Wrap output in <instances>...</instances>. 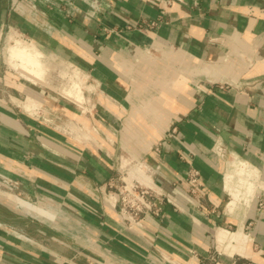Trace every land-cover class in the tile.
<instances>
[{
    "label": "crops",
    "instance_id": "crops-1",
    "mask_svg": "<svg viewBox=\"0 0 264 264\" xmlns=\"http://www.w3.org/2000/svg\"><path fill=\"white\" fill-rule=\"evenodd\" d=\"M2 13L3 27L41 26L81 91L0 70V179L16 185L0 195V264H264V0H11ZM126 168L166 195L134 229L117 207Z\"/></svg>",
    "mask_w": 264,
    "mask_h": 264
},
{
    "label": "rangeland",
    "instance_id": "rangeland-1",
    "mask_svg": "<svg viewBox=\"0 0 264 264\" xmlns=\"http://www.w3.org/2000/svg\"><path fill=\"white\" fill-rule=\"evenodd\" d=\"M10 1L11 0H0V17H1V14L3 15L2 8L5 6H9ZM16 20L18 21L17 18L15 19L12 17L11 23H7L4 27L2 26V23H1L3 21L0 20V70H1V72L7 73V74L9 73L11 75H16V76H21V77H24L26 79H32L33 81H36L35 79H33V76H38V75L44 76L45 78L50 75V76H53L56 80L63 81V82L64 81L65 82L70 81L69 83H71L72 80H75L74 83L75 82L77 83V84H75V88H73V90H70L69 92L68 91L67 92L70 95L75 94V96L79 99L80 95L78 94V91H81V88H79V85H81V83H79L78 79H80V78L78 76H75V73L72 72L71 70L70 71L67 70L65 63L59 61L58 58H56L54 56L48 55L46 53V51L45 52L43 51L44 48L41 47V43L45 39V38H43V37H45V36H43V33L45 32V30H43L41 28V26L40 27L39 26H35V27L30 26V27H28V31L21 30L22 27L20 25H18V22ZM18 42H20L21 45ZM16 44L18 45V49H17ZM23 44H25L24 46H26V45L30 46L32 44L31 46L36 47V49L38 51H40L42 54V56L41 57L38 56V58H41V59L43 58V59L40 60L37 57H35L33 60H31L33 57L30 56V57H32V58H30L25 49H24L25 50L24 52L22 51L23 49H21V47H24ZM13 50L15 52H13ZM20 53H21V55L24 54V57H22L20 55ZM11 54L12 55L15 54V55L12 57ZM26 56L30 59L26 58ZM24 58L26 60H22ZM35 59H36V61L37 60L38 61L36 62ZM39 60L41 61L40 63H39ZM24 62H26L25 63L26 65L25 64L23 65ZM29 62L33 65H31ZM39 64H41V65H39ZM23 66H24V68L22 69ZM25 66L28 69V71H25L26 74L24 73V69H26ZM39 66H41V67L43 66V67L41 68ZM30 68H32V69H30ZM33 69H35V70H33ZM36 71H37V73H35ZM28 73H29V75H28ZM30 74L33 75L32 78H31ZM78 83H79V85H78ZM13 101H16L18 103V101L16 99H14ZM28 101H30L31 103L37 102L35 99L30 98V97H29ZM124 166H128L131 169L135 165L131 164V166L130 165H124ZM126 171H128V168H126V170L124 171V175H125ZM0 184H1L0 195H4L5 193L10 194L14 191L13 189L15 188V186L13 184L9 183V184L4 185L1 182H0Z\"/></svg>",
    "mask_w": 264,
    "mask_h": 264
},
{
    "label": "built area",
    "instance_id": "built-area-1",
    "mask_svg": "<svg viewBox=\"0 0 264 264\" xmlns=\"http://www.w3.org/2000/svg\"><path fill=\"white\" fill-rule=\"evenodd\" d=\"M129 172L126 171L124 176H120L116 185L118 192V211L124 219L126 227L134 229L142 227L143 221L148 214L160 215L162 211V203L165 201L166 195L151 186L149 182L145 183L139 179H126L125 176ZM188 184L190 193L196 195L203 183L201 181L200 172L195 168H191L183 178ZM2 184H13L15 181L1 177ZM11 181V182H10Z\"/></svg>",
    "mask_w": 264,
    "mask_h": 264
},
{
    "label": "bare ground",
    "instance_id": "bare-ground-1",
    "mask_svg": "<svg viewBox=\"0 0 264 264\" xmlns=\"http://www.w3.org/2000/svg\"><path fill=\"white\" fill-rule=\"evenodd\" d=\"M19 44H20V42H18ZM22 43V42H21ZM17 45V44H16ZM21 45V44H20ZM25 44H23V46H24ZM32 45V44H31ZM29 46V45H26V46H24V47H21V49H23L22 51L24 52L25 50H26V52L28 53V55H29V57L30 56H32V57H30V58H32L31 60H33L35 57H37L38 58V56L39 57H41L42 56V54H41V52L40 51H38L37 49H36V47H32V46ZM12 49V48H11ZM17 49H18V45H17ZM25 49V50H24ZM20 50V49H19ZM12 51V50H11ZM13 52H15L14 50H13ZM11 53V52H10ZM19 53V52H18ZM22 53V52H21ZM21 53H20V55H21ZM26 54V53H25ZM12 55V54H11ZM15 55V54H14ZM14 55H12V57L14 56ZM18 55V54H17ZM22 57H24V54L23 55H21ZM20 56V57H21ZM26 58H28L27 56H26ZM30 58H28V59H30ZM36 58V59H37ZM36 59H35V61H36ZM38 59H40V60H42L41 58H38ZM22 60H26L25 58L24 59H22ZM39 60V63L41 62ZM28 61V60H27ZM38 61V60H37ZM36 61V62H37ZM26 62H24L23 63V65L25 64ZM30 63V62H29ZM33 63V62H32ZM31 64V63H30ZM37 64V63H36ZM42 64V63H41ZM41 64H39V65H41ZM26 65V64H25ZM31 65H33V64H31ZM38 65V64H37ZM35 66V65H34ZM26 67V66H25ZM38 67V66H37ZM39 67H41V66H39ZM43 67V66H42ZM41 67V68H42ZM24 68V66L22 67V69ZM21 69V70H22ZM26 69H27V67H26ZM26 69H24V73H25V71H28V69L26 70ZM30 69H32V68H30ZM29 69V70H30ZM33 70H35V69H33ZM23 71V70H22ZM30 72V71H29ZM32 73V72H31ZM35 73H37V71L35 72ZM42 73V72H41ZM26 74V73H25ZM34 74V73H33ZM28 75H29V73H28ZM31 75V78H32V74H30ZM35 75V74H34ZM38 76H41V75H38ZM41 79V78H40ZM44 79H45V77H44ZM39 80V79H38ZM0 186H1V184H0Z\"/></svg>",
    "mask_w": 264,
    "mask_h": 264
}]
</instances>
